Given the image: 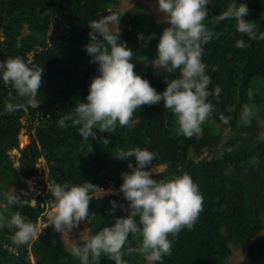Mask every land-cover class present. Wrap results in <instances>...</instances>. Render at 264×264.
I'll use <instances>...</instances> for the list:
<instances>
[{"label": "trees", "instance_id": "trees-1", "mask_svg": "<svg viewBox=\"0 0 264 264\" xmlns=\"http://www.w3.org/2000/svg\"><path fill=\"white\" fill-rule=\"evenodd\" d=\"M115 3L116 0H0V61L20 57L29 66L44 70L37 93L41 102L35 109L28 106L5 113L6 103L23 104L25 98L19 97L10 83L0 80L5 96L0 99V199L4 200L6 192L2 193L1 188L7 190L14 183L19 184L17 178L11 177L14 171L8 150L18 148L17 134L21 127L30 132V142L18 148L23 176L34 175L35 160L44 156L52 183L89 181L105 187L111 182L119 188L123 182L121 174L131 171L129 161L121 160L119 153L130 148H146L156 154L153 164L146 167L166 165V172L157 175V180L167 181L187 173L203 195V209L192 229H184L175 237L170 235L173 247L163 264H227L231 244H246L248 257L259 260L264 253V234H258L263 227L260 213H264V139L259 136L261 126L255 115L264 118L261 98L264 96V39L247 40L246 34H241L248 46L237 47L240 34L233 24L235 21L213 22V17L226 10L231 0H210L204 22L214 35L203 46L202 60L212 78L209 88L218 84L222 89L218 99L209 97L214 106L210 116L215 123L206 119L199 134L185 137L178 133L177 117L161 101L143 105L134 112L133 127L117 124L109 132L96 130L95 139H85L78 133V125L72 126L66 120L67 126L61 127L58 122L72 113L77 101L85 100L91 79L98 74L97 64L88 63L91 57L84 48L90 42L88 24L113 15ZM237 3L247 4L249 13L245 19L255 24L257 36L264 33V0H237ZM120 19L123 25L120 39L134 51V72L146 78L158 92L163 91L165 73L145 66L139 58L143 54L156 55L159 36L168 25L147 14L120 15ZM24 24L31 29V35L17 39ZM49 25L52 29L47 34ZM138 33L145 37L152 35L147 50H140L145 41L137 39ZM213 68L216 70L212 71ZM246 106L251 114L244 118L242 112ZM23 117L26 125L22 123ZM222 117L228 118V123ZM226 129L228 133L224 134ZM101 138L109 142L103 144ZM131 163L135 166L134 158ZM27 193L25 199L20 190L18 197L35 198L34 206L14 205L10 212L0 211V216L7 219L19 211L26 220L37 224L54 198L50 191ZM111 201L117 205L126 202L119 195L93 196L89 202V216L95 222L93 234L115 222L119 212ZM103 217L112 218V223H96ZM14 231L0 228V264H81L67 258L64 245L51 226L43 227L38 238L28 245H16ZM141 239L139 234H130L125 248L139 247ZM3 245L15 248L17 254ZM123 259L127 264L145 261L138 252H126ZM99 264L115 262L102 254Z\"/></svg>", "mask_w": 264, "mask_h": 264}, {"label": "clouds", "instance_id": "clouds-1", "mask_svg": "<svg viewBox=\"0 0 264 264\" xmlns=\"http://www.w3.org/2000/svg\"><path fill=\"white\" fill-rule=\"evenodd\" d=\"M208 4L209 0H157V10L168 25L159 36L156 56L150 61L154 70L165 73L166 87L160 92L146 78L134 72V51L120 39L118 16L89 22L90 42L84 48L91 57L89 62L97 64L98 74L91 79L85 100L77 101L72 113L61 118L59 125L66 127L65 121L70 120L72 126H79L78 133L82 138L95 139L96 130L109 132L117 124L133 127L134 112L143 105L163 101V106L177 117L179 134L185 137L199 134L201 124L213 111L209 97L218 99L222 91L218 84L209 88L212 78L202 60L203 46L214 35L204 22L208 17ZM248 13L247 4L231 0L226 10L213 17V22L219 24L226 19L234 20L240 34L236 46L245 48L248 44L241 34H246L247 40L264 39V33L257 36L255 24L245 19ZM137 39L145 41L146 46L152 35L145 37L138 33ZM43 72L34 65L29 66L20 57L0 61V80L10 83L18 96L25 98L23 104L6 103L5 113L39 106L41 101L37 99V93ZM169 75L173 78L170 79ZM250 114L251 109L246 106L242 116L247 118ZM222 119L228 123V118ZM101 139L103 144L109 142ZM119 156L121 160L129 161L128 168L131 169L121 174L123 182L119 186L130 211L126 216L116 217L110 226L74 242L71 255L81 264H91L92 261L99 264L102 254H107L115 264H127L123 259L125 253L138 252L147 264H163L164 257L171 254L173 247L170 235L175 237L184 229H192L203 209V195L187 173L167 181L154 179V167L146 166L153 164L156 154L146 148H130L121 151ZM133 158L135 166L131 163ZM48 191L54 203L48 212L47 227L51 226L63 234L70 233L81 221L89 218L88 206L93 196L99 198L111 190L86 181L83 184L48 182ZM8 202L17 207L36 204L35 200H22L14 194L8 197ZM110 203L113 208L117 206L116 201ZM3 227L15 230L13 240L16 245L30 244L42 231L19 211L7 219L0 216V228ZM130 234L142 237L139 247L125 248ZM3 247L17 254L15 248ZM31 260L34 263L33 255Z\"/></svg>", "mask_w": 264, "mask_h": 264}, {"label": "rangeland", "instance_id": "rangeland-1", "mask_svg": "<svg viewBox=\"0 0 264 264\" xmlns=\"http://www.w3.org/2000/svg\"><path fill=\"white\" fill-rule=\"evenodd\" d=\"M210 2V0H209ZM114 14L111 16H118L119 17V23L117 25L119 32H122L123 30V25L120 19V15H133V14H147L152 16V18L155 19L157 22H162L163 21V16L162 13H160L157 10V0H116L115 5L113 6ZM235 25V22H233ZM52 29V25H49L47 28V34L50 33ZM113 29H115V25H113ZM31 35V29L24 24L21 29L18 31L17 34V39H21L22 37H29ZM147 36V34H146ZM84 41H81L80 44L84 43ZM39 47L42 48L40 45H35V48ZM37 48V49H39ZM140 50H143L146 48L145 44H141L139 46ZM147 50V49H145ZM155 54L153 53L152 56H149V54H143L140 55V62L144 64L145 66L152 68L150 61L155 58ZM27 59H31V56L29 55ZM90 58H88V63L90 65H95V63H90ZM153 69V68H152ZM154 70V69H153ZM157 71V70H155ZM163 70H158L157 72H162ZM93 72L91 71L90 74ZM3 88L4 85L0 83V99H3L5 97L3 95ZM78 91V90H74ZM258 93V92H257ZM76 94V93H74ZM262 93H259L261 95ZM262 98V103L264 104V96ZM255 118L257 119L258 124H260L261 128L259 129V136L261 139H264V118H262L260 115H255ZM209 122L215 123L211 116L207 118ZM22 123L26 125V119L25 117L22 118ZM228 130L226 129L224 131V134H227ZM30 132L29 130L24 126L21 127L19 130V133L17 134V146L19 149L24 148L29 142H30ZM12 147L10 150H8V155L10 159V165L13 167V171L11 172L13 176H11L13 179L17 178L19 181V184L23 182L24 186H20L18 183H14L11 188H7V190H4L1 188L2 193L5 191V197L3 198L4 200L0 199V211L3 212H10L13 208L14 205L10 204L8 202V197L11 196L12 194L18 196V193H20V190L23 191V197L26 199L28 197V191L32 192V195L42 193L45 194L46 192L48 193V182L52 183V178L49 173V167L45 161L44 156H40L37 158L34 162V168L36 169V172L34 175H31L29 177H24L22 174V162L19 160V149ZM206 153H204L205 155ZM209 157V156H208ZM151 167H154L155 171L153 173V178L156 179L157 175L164 174L166 172V165L165 164H157L153 165ZM28 169V168H25ZM13 184V183H12ZM16 185V186H15ZM23 188V189H22ZM102 189L108 190L110 189V193L101 195L100 197H105L109 195H119V197H123V194L119 191V188H116L113 186L111 182L107 183L105 187H101ZM33 198V197H32ZM124 199V197H123ZM35 200V198L31 199ZM36 201V200H35ZM54 202L48 204V207H46L45 211L42 212V215L40 218H38L37 224L39 228L42 230L43 227H45L48 224V212L50 210V207L52 206ZM123 207H120V205H117L115 207V210L119 212V214H116V217H120V214L127 215L130 209H128V202L124 201ZM16 207V206H15ZM261 218H262V223L263 227L262 229L258 232V234H264V213L261 211L260 213ZM115 217V216H114ZM113 219L109 218H102V220H98L96 223H102V224H108L110 225ZM95 222H92V218L89 216V218L85 219L84 221H81L77 227H74L70 233H59L57 232L58 240L62 242L64 245V248L68 254L67 258L72 259V261L78 262L80 261L78 258L74 257L71 255V247L74 242L79 241L83 237H87L91 234H93V227L92 225ZM231 247V254L227 258V264H264V253L262 257L259 260L252 261L248 255H247V245L246 244H238V245H230ZM140 264H147L146 261L143 263L141 262Z\"/></svg>", "mask_w": 264, "mask_h": 264}]
</instances>
